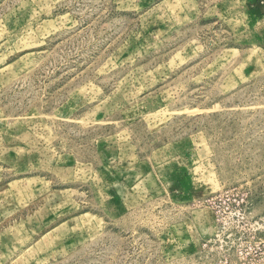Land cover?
Returning <instances> with one entry per match:
<instances>
[{
	"label": "rangeland",
	"instance_id": "obj_1",
	"mask_svg": "<svg viewBox=\"0 0 264 264\" xmlns=\"http://www.w3.org/2000/svg\"><path fill=\"white\" fill-rule=\"evenodd\" d=\"M0 264H264V0H0Z\"/></svg>",
	"mask_w": 264,
	"mask_h": 264
}]
</instances>
